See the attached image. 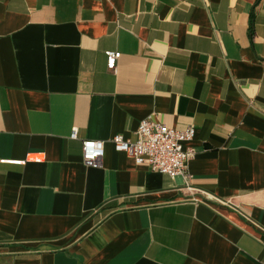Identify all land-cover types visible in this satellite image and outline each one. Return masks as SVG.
Wrapping results in <instances>:
<instances>
[{
  "label": "crops",
  "instance_id": "1",
  "mask_svg": "<svg viewBox=\"0 0 264 264\" xmlns=\"http://www.w3.org/2000/svg\"><path fill=\"white\" fill-rule=\"evenodd\" d=\"M146 116L191 190L108 141ZM0 264H264V0H0Z\"/></svg>",
  "mask_w": 264,
  "mask_h": 264
},
{
  "label": "built area",
  "instance_id": "2",
  "mask_svg": "<svg viewBox=\"0 0 264 264\" xmlns=\"http://www.w3.org/2000/svg\"><path fill=\"white\" fill-rule=\"evenodd\" d=\"M106 63L114 69L120 52L107 50ZM136 139L131 141L121 134L111 136L108 141L118 152L130 156L135 164H146L170 178L181 177L186 190H191L188 161L193 156V149L185 147L195 134V128L183 129L168 127L153 120L150 116L141 119L135 131ZM70 139H77V128L72 127ZM105 140H81V162L85 167L98 166L104 155Z\"/></svg>",
  "mask_w": 264,
  "mask_h": 264
}]
</instances>
